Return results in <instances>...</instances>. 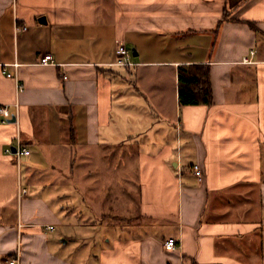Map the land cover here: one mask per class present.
I'll use <instances>...</instances> for the list:
<instances>
[{"label":"crops","instance_id":"1","mask_svg":"<svg viewBox=\"0 0 264 264\" xmlns=\"http://www.w3.org/2000/svg\"><path fill=\"white\" fill-rule=\"evenodd\" d=\"M1 106L0 264H264V0H0Z\"/></svg>","mask_w":264,"mask_h":264},{"label":"trees","instance_id":"2","mask_svg":"<svg viewBox=\"0 0 264 264\" xmlns=\"http://www.w3.org/2000/svg\"><path fill=\"white\" fill-rule=\"evenodd\" d=\"M227 20L223 16L220 23ZM178 98L181 105H209L212 101L209 67L206 65H183L179 67Z\"/></svg>","mask_w":264,"mask_h":264},{"label":"built area","instance_id":"3","mask_svg":"<svg viewBox=\"0 0 264 264\" xmlns=\"http://www.w3.org/2000/svg\"><path fill=\"white\" fill-rule=\"evenodd\" d=\"M16 30H25V27H17ZM115 54L117 56V59L115 60L114 63H112L111 65H115V66H131L133 65V63L128 59V57L130 56V51L127 50L124 46H118L117 49L115 50ZM251 54H253V52L251 51ZM51 55L46 54L41 56V58L39 59L38 65H48L51 64ZM244 62L250 63L251 61L248 58H244ZM7 77H11V75L5 71H3ZM63 78L65 79L66 76H63ZM19 91H22V87L21 85L18 86ZM0 115H1V123H8L9 119L11 118V114L10 111L8 109L7 106H1L0 107ZM14 148V152L13 149ZM5 152L13 157H20L22 155H28L29 151L26 150L25 148H23L21 145L15 146V147H7L5 149ZM193 171L195 173V176L200 179L201 178V170L199 168V166L194 165L193 167ZM25 194L26 191L23 190L22 194ZM49 229H52L51 227H49ZM164 249L167 251H172L174 249H176V247L178 246V242L176 239L174 238H168L164 241L163 243ZM8 264H17L15 259H10L8 261Z\"/></svg>","mask_w":264,"mask_h":264},{"label":"water","instance_id":"4","mask_svg":"<svg viewBox=\"0 0 264 264\" xmlns=\"http://www.w3.org/2000/svg\"><path fill=\"white\" fill-rule=\"evenodd\" d=\"M134 55H135V53H134ZM9 122L10 123H14L15 122V118L13 116H11V118L9 119ZM12 150L14 152V148Z\"/></svg>","mask_w":264,"mask_h":264},{"label":"rangeland","instance_id":"5","mask_svg":"<svg viewBox=\"0 0 264 264\" xmlns=\"http://www.w3.org/2000/svg\"><path fill=\"white\" fill-rule=\"evenodd\" d=\"M23 190H25V191H26V189H22V191H23ZM22 191H21V192H22ZM26 192H27V191H26ZM23 194H24V193H23ZM25 194H26V193H25Z\"/></svg>","mask_w":264,"mask_h":264}]
</instances>
